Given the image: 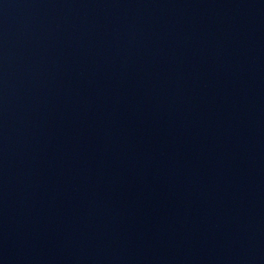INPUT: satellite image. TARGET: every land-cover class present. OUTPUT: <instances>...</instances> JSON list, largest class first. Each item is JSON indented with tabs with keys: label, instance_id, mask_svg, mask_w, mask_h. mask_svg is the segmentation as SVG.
Returning <instances> with one entry per match:
<instances>
[{
	"label": "water",
	"instance_id": "obj_1",
	"mask_svg": "<svg viewBox=\"0 0 264 264\" xmlns=\"http://www.w3.org/2000/svg\"><path fill=\"white\" fill-rule=\"evenodd\" d=\"M0 264H264V0H0Z\"/></svg>",
	"mask_w": 264,
	"mask_h": 264
}]
</instances>
